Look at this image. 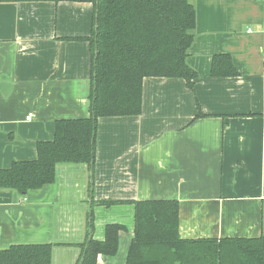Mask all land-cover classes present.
Returning a JSON list of instances; mask_svg holds the SVG:
<instances>
[{"label":"crops","instance_id":"0c3cea01","mask_svg":"<svg viewBox=\"0 0 264 264\" xmlns=\"http://www.w3.org/2000/svg\"><path fill=\"white\" fill-rule=\"evenodd\" d=\"M191 1L194 89L144 77L140 114L97 119L93 171L60 163L40 188L0 187V249L55 243L50 264H77L80 247L61 243L102 240L105 225L118 223L116 254L96 264H127L134 204H98L107 199L177 200L182 238L264 235V0ZM93 19L89 2L0 0V82L11 84L6 96L0 90V169L35 159L56 120L89 116L92 50L63 38L89 36ZM218 53L238 76H210ZM198 107L205 116L195 118Z\"/></svg>","mask_w":264,"mask_h":264},{"label":"trees","instance_id":"16d2710c","mask_svg":"<svg viewBox=\"0 0 264 264\" xmlns=\"http://www.w3.org/2000/svg\"><path fill=\"white\" fill-rule=\"evenodd\" d=\"M52 1L89 2L94 8L89 36L63 38L90 44L89 116L56 120L53 138L37 142L35 159L16 160L0 169V187L20 194L53 182L55 167L60 163L86 164L93 171L97 119L140 114L144 77L182 78L193 90L198 76L187 62L196 28V9L191 0ZM209 74L235 77L239 70L229 54L218 53L211 57ZM197 109L195 118L205 116ZM123 202L134 204L127 264H264V235L182 238L175 199H107L98 204L108 207ZM87 225L93 229L92 211ZM124 228L118 223L106 224L102 240L87 235L83 243L61 244L80 247L82 264H96L99 254H116L118 233ZM54 245L11 244L0 249V264H50Z\"/></svg>","mask_w":264,"mask_h":264},{"label":"water","instance_id":"95a60500","mask_svg":"<svg viewBox=\"0 0 264 264\" xmlns=\"http://www.w3.org/2000/svg\"><path fill=\"white\" fill-rule=\"evenodd\" d=\"M95 15H96V13H95ZM95 28H96V24H95ZM96 53H97V51L95 50L94 58L96 57ZM10 88H11V84L9 82H7V81H1L0 82V90L4 96H6L8 94V92L10 91ZM89 205H90V203H89ZM89 214H90V209H89ZM82 262H83V255L80 258L78 264H82Z\"/></svg>","mask_w":264,"mask_h":264},{"label":"built area","instance_id":"2783aa9c","mask_svg":"<svg viewBox=\"0 0 264 264\" xmlns=\"http://www.w3.org/2000/svg\"><path fill=\"white\" fill-rule=\"evenodd\" d=\"M27 119L29 118V116L26 117Z\"/></svg>","mask_w":264,"mask_h":264}]
</instances>
